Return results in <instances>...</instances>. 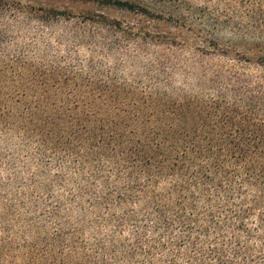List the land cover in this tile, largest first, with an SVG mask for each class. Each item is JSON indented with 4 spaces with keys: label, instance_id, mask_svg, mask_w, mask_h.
Masks as SVG:
<instances>
[{
    "label": "trees",
    "instance_id": "obj_1",
    "mask_svg": "<svg viewBox=\"0 0 264 264\" xmlns=\"http://www.w3.org/2000/svg\"><path fill=\"white\" fill-rule=\"evenodd\" d=\"M62 1L138 22L0 0V134L63 148L77 206L105 209L19 227L0 212V264H264V0ZM172 21L195 42L143 27ZM129 36L193 57L158 55L132 78L73 58L89 43L108 61Z\"/></svg>",
    "mask_w": 264,
    "mask_h": 264
},
{
    "label": "rangeland",
    "instance_id": "obj_2",
    "mask_svg": "<svg viewBox=\"0 0 264 264\" xmlns=\"http://www.w3.org/2000/svg\"><path fill=\"white\" fill-rule=\"evenodd\" d=\"M24 1L36 8L68 10L74 15L86 12L105 13L125 25L138 22V18L132 15L101 8L94 4L62 0ZM143 27L154 33L185 40L188 45L195 42L188 23L181 22L178 25L173 21L170 23L149 22L145 23ZM33 30L39 32L43 38L50 37L51 31H43L38 24H34ZM56 31L61 35L63 28L59 27ZM221 38L227 43L232 36L222 34ZM148 42L147 46L146 42L143 43L134 36H129L121 45L116 46L114 51L107 53L109 54L108 61L102 59L104 57L100 50L89 48V43H87L78 48V53L72 51L73 58L77 59L78 57V60H86L94 53L98 60H103L107 66H113L114 62H119L120 75L125 74L132 78L135 76L145 77L146 68L155 62L158 55L180 60H190L193 57L191 49L186 46L170 47L166 44L159 46L154 42ZM53 45H57L56 41H53ZM234 47L242 52L246 51L242 45L236 44ZM250 69L254 73L258 70L254 67H250ZM182 79V75H176V80L180 82ZM55 149V145L41 144L19 131L7 135L0 134V212H11L13 214L11 219L16 218L19 221L18 227L22 226L23 222L50 223L48 216L51 213H57L59 220L63 223L87 224L105 209V206H77L78 201L76 203L75 201L79 195V187L84 180L76 175L73 160L62 157L63 148L58 147L57 152L54 151Z\"/></svg>",
    "mask_w": 264,
    "mask_h": 264
}]
</instances>
